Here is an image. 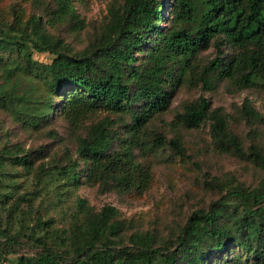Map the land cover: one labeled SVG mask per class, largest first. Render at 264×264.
<instances>
[{
    "label": "trees",
    "instance_id": "1",
    "mask_svg": "<svg viewBox=\"0 0 264 264\" xmlns=\"http://www.w3.org/2000/svg\"><path fill=\"white\" fill-rule=\"evenodd\" d=\"M55 1L60 18L72 16L82 21L72 0ZM167 8L172 14L171 26L161 23ZM212 39L216 54L201 69L203 89L213 88L221 79L233 80L239 87L264 82V0H124L100 35L78 52L59 44L40 14L33 13L25 21L21 16L14 22L0 19V57L15 52L18 68L38 76L50 91L49 100L41 102L30 100L15 87L0 86V105L16 112L28 109V119L38 124L52 113V96L69 87L72 90L66 92L65 106L78 98L88 108L128 110L134 137L155 112L169 106V62L181 60L186 66ZM227 44L239 46L240 52L227 58ZM34 50L49 51L54 57L50 62H38ZM244 107L248 114L258 116L249 102ZM206 120L223 142L243 152L242 143L227 130L226 117L218 108H211L205 94L186 104L177 119L189 127ZM109 122L105 117L91 126L88 135L78 136L79 157L93 162V169L99 163L102 180L120 186L142 185L145 179L134 178L139 168L132 159L138 143L127 139L123 154H111L114 138ZM170 143L179 153H186L179 138ZM6 150L0 152V176L4 156L13 157ZM251 151L264 162L259 148L253 145ZM27 155L13 159L26 163ZM78 164L75 160L58 170L68 182L78 184ZM227 194L235 201L224 198L207 209L195 210L170 244L158 241L149 230L126 233L127 220L116 217L115 205L95 210L82 197L67 226L39 220L37 228L22 223L11 231L0 219V264L7 256L20 253L17 264H264V178L258 185L232 188ZM23 199L24 208L15 205L22 219L26 209L35 210L31 199L26 195ZM221 252L225 255L219 256Z\"/></svg>",
    "mask_w": 264,
    "mask_h": 264
},
{
    "label": "rangeland",
    "instance_id": "2",
    "mask_svg": "<svg viewBox=\"0 0 264 264\" xmlns=\"http://www.w3.org/2000/svg\"><path fill=\"white\" fill-rule=\"evenodd\" d=\"M72 2L82 21L72 16L60 18L55 0H0V19L14 22L21 16L25 21L33 13L40 14L46 29L59 44L78 52L100 35L113 10L124 0ZM201 11L200 4L198 14ZM171 17L167 8L162 25L171 26ZM240 50L239 46L230 44L224 47L227 58ZM215 54L212 39L186 66H182L181 60L169 62V72H172L170 77L166 74V86L172 89L169 106L155 112L134 137L129 129L132 119L128 110L88 108L85 100L78 98L65 106L69 98L66 92L72 90L69 87L64 93L52 96L55 102L52 113L38 124L28 119V109L16 112L0 105V152L7 149L5 154L13 156H4L6 164L0 176V219L4 227L16 231L22 223L32 227L39 220L56 227L67 226L82 197L95 210L107 204L115 205L119 211L116 217L127 220L126 233L149 230L158 241L170 244L192 212L207 209L224 198L234 202L227 194L229 189L258 185L264 178V162L257 160L251 147L255 145L264 155V82L239 87L233 80L221 79L213 88L203 89L201 69ZM3 55L0 86L15 87L30 100H49L50 91L45 82L18 68L15 52ZM33 56L36 61L46 63L54 54L34 50ZM200 94L209 97L211 108H218L226 117L227 130L242 143L243 152L215 135L209 120L196 127L177 121L185 105L198 99ZM248 102L258 116L247 113L244 106ZM105 117L110 119L114 138L111 154H123L127 139L138 143L132 159L139 168L134 178L145 179L142 185L120 186L112 180H102L100 164L96 163L93 169V162L79 157L78 136L88 135L91 126ZM172 138L181 140L186 149L184 155L172 147ZM25 153H28L26 163L13 159ZM75 160L79 161L78 184L68 182L58 170ZM25 195L33 201L35 210L26 209L22 219L23 214L15 205L24 208ZM238 250L247 256L245 251ZM21 254L7 256L2 264H17ZM224 255L225 252L219 253Z\"/></svg>",
    "mask_w": 264,
    "mask_h": 264
}]
</instances>
